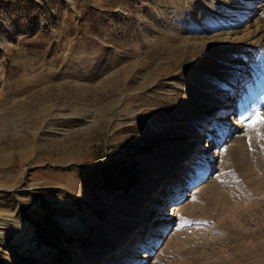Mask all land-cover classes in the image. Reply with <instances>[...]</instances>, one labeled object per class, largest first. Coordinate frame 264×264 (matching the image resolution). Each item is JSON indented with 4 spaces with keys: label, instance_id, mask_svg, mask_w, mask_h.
<instances>
[{
    "label": "rangeland",
    "instance_id": "obj_1",
    "mask_svg": "<svg viewBox=\"0 0 264 264\" xmlns=\"http://www.w3.org/2000/svg\"><path fill=\"white\" fill-rule=\"evenodd\" d=\"M256 29L253 44L223 41ZM219 94L234 98L226 117L240 110L229 131L203 122ZM256 112L264 0H0V225L35 230V251L0 235V264H263ZM69 136L78 149L58 152ZM85 217L84 232L63 225Z\"/></svg>",
    "mask_w": 264,
    "mask_h": 264
},
{
    "label": "bare ground",
    "instance_id": "obj_2",
    "mask_svg": "<svg viewBox=\"0 0 264 264\" xmlns=\"http://www.w3.org/2000/svg\"><path fill=\"white\" fill-rule=\"evenodd\" d=\"M247 31V30H246ZM257 29L256 30H251V31H247V33H245L244 35H238V34H236L234 37H232V36H229V37H227V38H225V39H223V41L225 40L226 42H234L235 43V45H247L248 43H250V44H253L252 43V40H254L255 38H256V35H257ZM234 45V46H235ZM240 46V47H241ZM23 78V77H22ZM25 78V77H24ZM19 81H21V80H19ZM22 82H25V83H27V82H29V79L28 78H25V79H22ZM231 83H232V81H230ZM230 83V84H231ZM230 84H228L227 85V87H230L231 89H234L233 87H234V85L232 84V85H230ZM230 85V86H229ZM36 87V86H35ZM31 90H32V88H31ZM28 91V90H27ZM30 92V91H29ZM244 92H245V90H243L242 92H241V95H239L236 99H240V97L244 94ZM28 95V94H27ZM217 99L215 100V102H213V104L211 105V107H210V109H209V111L206 113V115H205V117H206V119H203V122H204V124H209V122H210V124H216V123H219V122H221V121H223L224 120V123L226 122L227 124L226 125H224L223 127H222V129H224V128H226V127H228V131L230 130V128H231V125L230 126H228V124L229 123H232V122H234V125H233V127H238L239 126V118H240V110H239V108H237V109H233V111H235L234 112V114L231 112V114H230V116H228V117H226L225 115L227 114V112L229 111L228 109V107H225L223 104V101H227V104H229L230 102V105H232V104H234V98H232V95H231V97H229V95H225V98L226 99H224L223 97H222V95H218L217 97H216ZM220 111H224L223 113H220L219 114V112ZM216 113V114H214L213 116H212V114L213 113ZM229 114V113H228ZM223 119V120H222ZM212 122V123H211ZM232 130H234V129H232ZM229 133V132H228ZM231 136L233 135V134H231V132L229 133ZM230 136V137H231ZM74 136H69V138L67 139L68 141L66 142V145H63V144H61V143H56V150L59 152H67V151H69L70 149L71 150H77L78 149V145L74 142V138H73ZM55 141V140H54ZM215 142H216V144H215V151L213 152V151H210L211 153H212V159L213 160H211V159H209L207 162H206V169L207 170H209V167H212L213 165H214V163L216 162L215 160L218 158V162H219V159L220 158H222L223 157V152L221 151V148H222V144H220V142H221V139L220 140H215ZM222 143V142H221ZM211 146L209 145L208 146V148H210ZM211 153H210V155H211ZM187 155V154H186ZM190 156V154H188L186 157H189ZM188 161H191V159L190 160H188ZM181 163L179 164V162H178V164L171 170V175L169 174V176H167V178L166 179H164V181L162 182V184H161V187L159 188V189H161V194H160V197H159V199H158V201H157V203L155 202L154 204V211H152V213H151V215L149 216V214H148V216L146 217V219H145V221L148 223V224H150V225H157V224H159V223H162V222H164V219H163V217L162 218H160V219H155L156 217H157V215L158 214H156V210H157V207L159 206V204L161 203V201L162 202H164V198H165V200L166 199H169V200H171V196H172V194H173V190H171V188L170 187H168V186H170V185H173V184H176L178 181H179V178H180V173L181 172H179V169L181 168ZM184 168V167H183ZM204 169L205 168H203V170H202V175H205V171H204ZM198 179H200V178H198ZM172 180V183H170V181ZM177 181V182H176ZM205 182V181H204ZM204 182H200V183H198L197 184V186L196 187H194L195 189H197L196 191H195V193L194 194H197L198 192H200V190H202L201 189V187H203V186H201V184H203ZM165 186V187H164ZM180 186V185H179ZM178 186V187H179ZM168 187V188H167ZM163 188V189H162ZM194 188H193V190H194ZM179 191H181V189H180V187H179ZM147 192H149V191H147ZM167 193V194H166ZM179 193V192H178ZM178 193H176V194H178ZM164 194H166V195H168V197L165 195V197H163V195ZM194 194H191L189 197H194ZM151 195V192H149L148 194H145L144 196V200H148L149 199V196ZM174 206V204H172L170 207H173ZM166 210H168L169 208L168 207H164ZM176 210V209H175ZM156 214V215H155ZM155 215V216H154ZM154 216V218L153 219H151V217H153ZM83 220H86L87 221V223H83ZM2 223V222H1ZM7 224H1L0 226H1V229H0V235H10L12 238H13V240L16 242V243H19L24 249H27V250H34L35 251V245H34V241H35V230H33V228L31 227V226H26V224L23 222L22 224H20L19 225V228H17V229H14V227H9V226H6ZM64 227H65V229H68V230H71V228L72 229H76V230H78L79 232H84V231H86V230H89V228L90 227H92L94 224H93V221L91 220V218L89 217H85V218H77V219H71V220H68V221H66V222H64ZM18 226V225H17ZM140 225H138V226H136L137 228L136 229H134V230H132L129 234H126V237H127V235H129L130 237H132V239H133V236H138L137 234H135V231H137V229H138V227H139ZM21 232H25V235H20V233ZM141 233H144L143 231L141 232ZM140 234V233H139ZM122 236L123 235H120V238H122ZM134 237V238H135ZM124 238V237H123ZM131 239V240H132ZM124 240V239H123ZM259 248V247H258ZM126 249V248H125ZM259 251H261V250H259ZM116 252H119V250H115L114 251V254H116ZM126 252H128V250H126ZM125 252V253H126ZM120 253V252H119ZM125 253L122 255L123 256V259H124V257L126 258H129V255H126L125 256ZM260 253H262V252H260ZM115 258H117V259H119V255L117 254V255H115ZM98 259V258H97ZM97 259H95V260H93V262H92V264H99V262H97V261H100V260H97ZM115 260V259H114ZM128 261H129V259H127V261H125V262H123V263H125V264H127L128 263ZM110 262V260H108V264H115V262H111V263H109ZM117 264H121V263H117ZM264 264V263H263Z\"/></svg>",
    "mask_w": 264,
    "mask_h": 264
},
{
    "label": "crops",
    "instance_id": "obj_3",
    "mask_svg": "<svg viewBox=\"0 0 264 264\" xmlns=\"http://www.w3.org/2000/svg\"><path fill=\"white\" fill-rule=\"evenodd\" d=\"M69 234L68 233H66L65 234V237L63 236V238H62V242H61V245H64V247H68V244L66 243V241H68V239H69ZM41 240H43V238H41ZM46 240V239H45ZM43 243H45L46 244V246H49L51 249H54L55 248V251L57 250V252L59 251L58 249H56V248H61L60 246H53L51 243H49L48 241H43ZM64 260H69V262H70V259H68V258H64V259H61L60 258V264H63L64 263ZM59 263V262H58Z\"/></svg>",
    "mask_w": 264,
    "mask_h": 264
},
{
    "label": "snow or ice",
    "instance_id": "obj_4",
    "mask_svg": "<svg viewBox=\"0 0 264 264\" xmlns=\"http://www.w3.org/2000/svg\"><path fill=\"white\" fill-rule=\"evenodd\" d=\"M256 124H264V118H261L260 117V113L259 112H256L254 114V117L252 119V123L251 124H248L247 126L248 127H253Z\"/></svg>",
    "mask_w": 264,
    "mask_h": 264
}]
</instances>
